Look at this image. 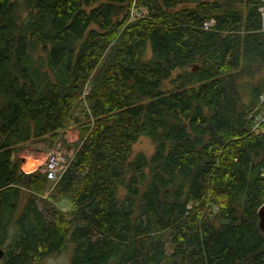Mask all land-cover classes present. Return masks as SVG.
<instances>
[{"label": "trees", "instance_id": "obj_1", "mask_svg": "<svg viewBox=\"0 0 264 264\" xmlns=\"http://www.w3.org/2000/svg\"><path fill=\"white\" fill-rule=\"evenodd\" d=\"M257 7L0 0L2 264H40L66 244L68 264H264ZM73 125L52 185L20 168L24 142ZM140 136L150 153L133 152Z\"/></svg>", "mask_w": 264, "mask_h": 264}, {"label": "rangeland", "instance_id": "obj_2", "mask_svg": "<svg viewBox=\"0 0 264 264\" xmlns=\"http://www.w3.org/2000/svg\"><path fill=\"white\" fill-rule=\"evenodd\" d=\"M134 13L136 12H133V14ZM85 92L86 91H84V93ZM259 110L260 109L258 106L252 113V116L254 115L251 121L252 125L255 124L254 117L259 113ZM258 126L259 128H264V122L259 123ZM258 133H261V132H258ZM77 135H78L77 129L73 125L68 128H65L63 131H60L58 138L55 142L54 141L51 142L46 137L32 139L27 142H24L21 148L17 150V153H15V157L21 159L20 168L23 170L26 169V167L22 166L25 160L23 159V157L26 155V156H31L32 158L30 157H27V158L33 159L35 164L37 163V161L34 158H37L40 161L39 166L37 167L40 171H42L48 154L50 152H56V151L59 152L61 156L64 158V160L67 162V160L69 159V157H71L73 153V147H71L70 143L74 142L77 139ZM67 144L69 145V147L66 146ZM132 149L134 153L144 152L148 154L152 150V144L145 136H140L138 140L133 144ZM49 182L51 185L53 184L52 181H49ZM70 256H71V248L69 244H66L65 247L59 253L50 254L44 257L40 264H68ZM0 264H2L1 259H0Z\"/></svg>", "mask_w": 264, "mask_h": 264}, {"label": "built area", "instance_id": "obj_3", "mask_svg": "<svg viewBox=\"0 0 264 264\" xmlns=\"http://www.w3.org/2000/svg\"><path fill=\"white\" fill-rule=\"evenodd\" d=\"M258 13L260 15V29L264 32V0H258V7H257ZM136 15V13H134ZM133 15H131L130 18H132ZM212 24V20L208 22H204L203 27L207 28ZM258 104H259V113L254 117L255 118V124L252 125V122L250 124V130L254 133L261 132L264 134V128H259L258 124L261 122H264V92L259 95L258 97ZM66 165V161L61 156L59 152H50L48 156L46 157V162L44 163V168L42 172L45 173L47 179L49 181L54 182L57 180L59 175L62 173Z\"/></svg>", "mask_w": 264, "mask_h": 264}, {"label": "water", "instance_id": "obj_4", "mask_svg": "<svg viewBox=\"0 0 264 264\" xmlns=\"http://www.w3.org/2000/svg\"><path fill=\"white\" fill-rule=\"evenodd\" d=\"M24 159V158H23ZM23 161V160H22ZM257 217H258V228L264 232V193H263V197H262V204L259 206L258 210H257ZM3 249L0 247V259L3 256Z\"/></svg>", "mask_w": 264, "mask_h": 264}, {"label": "crops", "instance_id": "obj_5", "mask_svg": "<svg viewBox=\"0 0 264 264\" xmlns=\"http://www.w3.org/2000/svg\"><path fill=\"white\" fill-rule=\"evenodd\" d=\"M27 157H30V158H32L31 156H24L23 158L25 159V160H27L26 158ZM29 159V158H28ZM36 161H37V163L35 164V166H33V165H31V166H27V167H29V169H27V167H26V169H22L23 171H25V172H29V171H32V170H34V169H36V168H38L37 166H39V160L37 159V158H34ZM24 160V161H25Z\"/></svg>", "mask_w": 264, "mask_h": 264}, {"label": "bare ground", "instance_id": "obj_6", "mask_svg": "<svg viewBox=\"0 0 264 264\" xmlns=\"http://www.w3.org/2000/svg\"><path fill=\"white\" fill-rule=\"evenodd\" d=\"M31 165L35 166L34 160L28 159V158L22 164L23 167H27V166H31ZM27 169H29V167H27Z\"/></svg>", "mask_w": 264, "mask_h": 264}]
</instances>
